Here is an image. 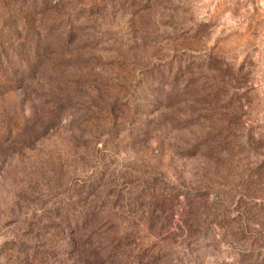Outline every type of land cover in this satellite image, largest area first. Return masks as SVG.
Masks as SVG:
<instances>
[{"label":"rangeland","instance_id":"rangeland-1","mask_svg":"<svg viewBox=\"0 0 264 264\" xmlns=\"http://www.w3.org/2000/svg\"><path fill=\"white\" fill-rule=\"evenodd\" d=\"M0 264H264V0H0Z\"/></svg>","mask_w":264,"mask_h":264},{"label":"trees","instance_id":"trees-1","mask_svg":"<svg viewBox=\"0 0 264 264\" xmlns=\"http://www.w3.org/2000/svg\"><path fill=\"white\" fill-rule=\"evenodd\" d=\"M160 67L159 66H155L150 72H149V75L150 76H152L153 75V77L154 76H156V78L157 79H159L160 80V82L158 83V84H162L163 83V80H162V76H164L163 75V71H164V69H165V67H163L164 69H162V71H161V69H159ZM139 80H143V79H140V78H138ZM139 84L141 83V82H138ZM134 98V97H133ZM124 99H126V98H124ZM176 187L175 186H173V185H170V188H167L165 191L166 192H168V191H170V193H172V191L171 190H173V189H175ZM167 194H169V193H167ZM209 194L208 193H200L198 196H200V197H198V198H204V197H206V196H208ZM167 197H170V196H167ZM129 244V241L127 240V239H123L122 240V242H120V249H121V251L123 252V251H125V250H129L130 248H129V246L130 245H128Z\"/></svg>","mask_w":264,"mask_h":264}]
</instances>
